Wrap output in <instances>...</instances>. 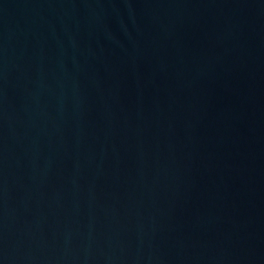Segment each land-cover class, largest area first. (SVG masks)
I'll list each match as a JSON object with an SVG mask.
<instances>
[{
    "label": "water",
    "instance_id": "95a60500",
    "mask_svg": "<svg viewBox=\"0 0 264 264\" xmlns=\"http://www.w3.org/2000/svg\"><path fill=\"white\" fill-rule=\"evenodd\" d=\"M0 264H264V0H0Z\"/></svg>",
    "mask_w": 264,
    "mask_h": 264
}]
</instances>
